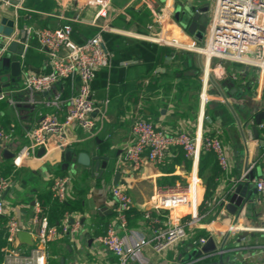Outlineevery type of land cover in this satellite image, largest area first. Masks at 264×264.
Listing matches in <instances>:
<instances>
[{
	"label": "crops",
	"instance_id": "1",
	"mask_svg": "<svg viewBox=\"0 0 264 264\" xmlns=\"http://www.w3.org/2000/svg\"><path fill=\"white\" fill-rule=\"evenodd\" d=\"M152 3L153 6L147 0H112L108 17L99 19L94 25L98 7L89 4L87 0H21L13 4L0 2V22L6 17L15 23L14 38L3 39L0 53L5 45L8 47L14 40L26 45L25 54L20 58L22 76L15 84L3 89L1 93L5 94V99L0 100L8 103L7 109L0 115V125L4 128L5 122L11 120L14 126L9 131L4 128L10 137L0 148V166L9 165L14 168L7 179L9 188L1 194L5 205L3 216L8 219L17 218L20 229L31 233L33 246L21 243L18 236L14 244L24 257H30L37 245L40 230L37 221L40 210L38 197L51 189L53 180L61 177L63 171L66 172L64 177L72 179L70 199H76L84 193L81 196L84 209L70 216L72 221L80 223L76 234L63 235L47 245L45 250L48 264H118L115 255L96 241L105 235L107 225L115 220V202L111 194L113 186L126 190L132 199L130 209L144 214L153 211L160 191L186 193L192 178L197 176L200 179L196 197L199 211L206 189L205 182L199 176V160L194 161L186 156L185 159L177 158L174 149L166 154L165 162L158 166L145 159L140 168H135L125 159L124 153L133 137V121L147 118L172 133L185 131L192 136L219 135L226 148L230 167L228 171H223L212 196L205 201L210 207L222 204L217 215L207 217L206 213L199 212L204 217L195 226L187 227V238L159 253L152 246L145 245L138 259L130 264H185L201 249L199 239L203 237L208 240L211 236L219 249L224 247L229 251L242 247L238 250L244 262L264 264V233L248 232L249 235L242 239V243L236 245L239 236L245 232H228L230 226L240 223L243 227L264 226V199L256 192L253 183V179L264 170V129L259 125H251L255 116L264 112V81L260 79L255 67L219 59L218 63H213L194 51H188L192 53L189 65L186 61L173 62L172 57L168 56L170 59L166 57L164 66L156 69L159 74L156 81H144L141 89L132 88L133 82L129 83V87L126 86V92H122L118 84L101 90L93 89L99 108L92 114L95 120L92 133L76 126L69 127L66 133L68 144L60 147L52 139L45 153L41 154L39 148L22 165L13 164V158L30 142L28 132L42 117L58 113L60 119H63V109L48 107L46 103L58 93L66 98L72 92L70 85L67 86L64 81L50 92L30 96L26 90L27 74H45L50 71V66L48 53L36 37L32 36L27 43L20 39L21 36L25 38V28H40L38 21H32L31 16L25 13L36 15L37 19L47 23V28L54 29L72 23L76 29H100L132 41L152 42L148 39L150 35H160V41L167 44L180 45L187 42L190 35L187 29L191 26V16L195 12L193 7L202 4L192 5L190 16L180 17L176 14L175 5L168 6L167 0H152ZM145 9L150 11L151 16L144 23L133 19V13ZM165 17L178 29L168 30L163 21ZM72 38L76 43L89 40L81 35L78 37L80 41L74 35ZM187 66L191 69L184 72L185 77L195 75V70L199 69V86L183 79L182 71ZM205 97L208 98L207 102ZM103 102H106L105 106ZM222 104L225 110L221 108ZM70 148L74 149L75 155L68 162L66 150ZM107 150L109 154L105 152ZM79 153H86L105 162V172L101 175L79 164ZM117 173L120 176L116 179ZM246 173L247 176L240 179ZM236 183L241 186L249 184L251 192L253 204L247 209L244 219L239 217L240 210L232 215L225 208L228 199L224 197ZM190 211V207L179 210L177 220L184 223ZM130 216L133 219L135 213ZM203 232L207 234L202 236ZM118 234L130 245L141 238H149L150 229L143 215L132 223L128 219L127 228L119 229ZM221 254L216 252L207 262L216 263ZM223 257L227 259L226 255ZM229 261L239 264L234 256L229 257Z\"/></svg>",
	"mask_w": 264,
	"mask_h": 264
},
{
	"label": "built area",
	"instance_id": "2",
	"mask_svg": "<svg viewBox=\"0 0 264 264\" xmlns=\"http://www.w3.org/2000/svg\"><path fill=\"white\" fill-rule=\"evenodd\" d=\"M13 4L21 0H0ZM89 4L98 7L94 18V25L102 18H107L112 0H87ZM210 5L193 7L195 12L206 15L205 38L197 41L194 36L188 35L187 42L174 44L160 41V35H150L148 39L154 43L168 45L169 47L194 51L204 55L209 60L219 59L243 63L258 69L259 77L264 81V0H210ZM208 8L206 12L202 9ZM194 12V13H195ZM73 29L70 25L58 28H25V42L36 37L42 48L48 53L50 71L45 74L28 73L25 78V87L30 96L54 90L60 82H68L71 87V96L64 98L61 93L54 95L46 103L48 107L63 109L61 120L58 113L49 114L28 132L29 144L23 146L21 151L13 158L15 166L22 165L23 161L39 148H47L54 139L60 147L67 143L66 133L69 127L76 126L88 133L95 128L92 114L99 108L94 98L92 83L97 72L109 69L112 65V54L108 51L100 31L97 35L83 43H76L72 38ZM14 38V37H12ZM11 39V38H9ZM26 46V45H25ZM7 46L1 50L0 59L7 53ZM5 94L0 93V100ZM206 102L208 98L204 99ZM103 105L106 102L102 103ZM105 106V105H104ZM259 127L264 129V122ZM132 141L127 147L124 157L133 167L140 168L146 159L154 165H161L166 160V154L171 150L182 149L185 156L198 161L201 150L213 152L221 169L228 171L230 164L226 148L219 135H196L181 131L172 133L146 119H136L132 123ZM10 135L0 125V148L9 139ZM264 157V151H263ZM247 173L240 177L244 179ZM71 178L57 177L51 185L52 198L60 203L70 199ZM256 192L264 199V170L253 179ZM199 177L192 178L186 193L174 190H164L158 193L153 211H146L144 219L150 229L149 238H141L133 244H126L119 236V229L128 226V211L132 199L126 190L118 186L112 187V197L115 202V220L107 225L104 236L96 241L105 246L118 260V264H130L141 255L142 248L150 245L156 252H163L172 244L187 238V227H192L204 217L198 211L197 188ZM9 188V181L0 178V216L5 214L2 192ZM190 207L188 219L182 223L177 220V212ZM40 212V210H39ZM153 212V213H152ZM164 215V219H162ZM71 215H65L57 226L50 227L47 218H43L37 234V245L30 257H24L20 249L15 247L17 234L21 230L17 218L11 217L7 222L10 247L7 249L3 264H48L46 247L50 242L63 235H74L80 229L78 221H72ZM241 224V223H240ZM232 225L228 232H262L264 226L259 228ZM213 237V236H211ZM207 238H200L198 244L203 245ZM242 248L238 247L237 249ZM244 248V247H243ZM240 250V249H239ZM226 249L218 248L217 252L224 253ZM108 264V263H102Z\"/></svg>",
	"mask_w": 264,
	"mask_h": 264
},
{
	"label": "trees",
	"instance_id": "3",
	"mask_svg": "<svg viewBox=\"0 0 264 264\" xmlns=\"http://www.w3.org/2000/svg\"><path fill=\"white\" fill-rule=\"evenodd\" d=\"M24 14V12H21ZM30 15L32 21H38L40 28L46 27L47 23L37 19L36 15L30 13H25ZM148 9L140 11L139 13H133L132 17L134 20L145 22L151 15ZM72 27L75 38L80 35L85 38H93L100 32V29L95 28H75L76 25L69 23ZM75 28V30H74ZM105 45L108 51L112 54V65L109 69H102L97 72L96 78L92 83V88L94 89H105L106 86L112 87L113 85H119L122 92H126L128 88L126 86L132 83L131 87L134 89L143 88L144 81L155 82L157 76L156 69L164 66L166 57H172V61H186L189 65V60L192 59V53L186 51H180L176 48L159 45L149 41H132L123 38L118 35H114L108 32H101ZM79 39V38H78ZM80 41V39L78 40ZM83 43V42H79ZM128 63V64H125ZM191 67L187 66V69L182 71L183 79L193 82L196 86H199V69L195 70V75L186 76L184 72L190 70ZM129 81V82H128ZM126 83V84H125ZM67 82V86H68ZM129 87V86H128ZM139 93V91L137 92ZM8 107L6 101H0V115ZM5 129L8 131L14 128L11 120L5 122ZM3 128V129H4ZM76 151V149H75ZM105 152H108L105 151ZM174 153L177 158H186L185 152L182 149H175ZM109 154V152H108ZM13 166H0V177L8 179L12 173ZM111 171V170H110ZM199 176L204 180L206 184L204 202L200 206V213H206L207 217L210 215H217L220 211L222 204L208 206L205 201L209 200L214 192L217 181L223 176V170L221 169L217 157L213 152L201 150L199 159ZM65 171L62 172L61 177H64ZM84 194V193H82ZM82 194L76 199H68L67 201L60 203L52 198L51 190L43 192L39 195L40 202V212L37 215L38 226H40L43 218H47L48 225L50 227L57 226L60 221L65 217V215H71L72 213H78L83 211V198ZM228 194L224 197L228 199ZM135 213L133 219L130 214ZM129 222L132 223L134 219L142 218L144 214L137 213L133 209H130L127 213ZM164 219V217H162ZM209 220V218H207ZM8 218L0 216V264L3 263L7 249L10 247V243L7 241L8 230H7ZM207 233L203 232L201 235L205 236Z\"/></svg>",
	"mask_w": 264,
	"mask_h": 264
},
{
	"label": "water",
	"instance_id": "4",
	"mask_svg": "<svg viewBox=\"0 0 264 264\" xmlns=\"http://www.w3.org/2000/svg\"><path fill=\"white\" fill-rule=\"evenodd\" d=\"M208 8L202 9V12H206ZM191 26L188 27L187 32L191 36H194L198 41H202L201 38L198 37V32H205V24H206V15L201 14L200 12H195L191 16ZM15 33V23L9 18L4 17L0 22V43L3 39H9L14 36ZM21 40L24 39L21 36ZM8 53L4 55L0 59V93L3 89L8 88L11 84H15L16 81L22 76V62L21 57L25 54L26 46L24 43H20L18 41H12L7 47ZM11 53V54H10ZM170 57H167L169 60ZM264 120V112H261L255 116L253 121H251V125L258 126ZM67 161L69 162L72 159V156L75 155L74 149L70 148L66 150ZM40 153H45V148L40 149ZM77 158V162L81 165L91 168L92 172H100L102 175L105 171V162H100L97 157H91L86 153H79ZM102 169L100 170V168ZM120 176L119 173L116 174V179ZM251 192H249V184L241 186L236 183L233 184L228 193V203L226 205V210L235 215L239 210L240 219H244L246 211L250 206H252L253 201L250 199ZM249 235L248 232H245L239 236L237 239L236 245L241 244L242 239L246 238ZM18 239L21 243L27 244L29 246H33V238L31 233L20 230L17 234ZM217 243L213 237L208 238L205 244L202 245L198 254L193 257L189 262L185 264H237L238 262L229 261V257L234 256L240 263L250 264L249 262H244V258L239 254V250L231 249L226 251L220 255V260L216 263L207 262L217 252ZM210 255V256H209ZM227 256V259H224L223 256Z\"/></svg>",
	"mask_w": 264,
	"mask_h": 264
},
{
	"label": "rangeland",
	"instance_id": "5",
	"mask_svg": "<svg viewBox=\"0 0 264 264\" xmlns=\"http://www.w3.org/2000/svg\"><path fill=\"white\" fill-rule=\"evenodd\" d=\"M151 6H153L154 4L152 3V0H147ZM169 3V4H168ZM201 3L202 5L203 4H208L211 6V8L214 6L213 5V2L210 1V0H167V4L168 6H171L172 4L175 5V8L177 9V12L176 14L179 15L180 17L184 16V15H189V11L191 12V7L192 5L193 6H196L197 4ZM190 7L189 9H187L186 7ZM186 8L184 10H181L180 8ZM198 37L201 38L202 40H204L205 38V35L203 32H198ZM178 49V48H177ZM180 51H183L181 49H178ZM186 51V50H185ZM188 52V51H186ZM190 53V52H189ZM208 59V58H207ZM213 61V63H218L217 59H211V62ZM214 106H217V105H214ZM221 108H224V110L226 109V107L224 106V104H222V107ZM204 182V180H203ZM258 227V226H257Z\"/></svg>",
	"mask_w": 264,
	"mask_h": 264
},
{
	"label": "bare ground",
	"instance_id": "6",
	"mask_svg": "<svg viewBox=\"0 0 264 264\" xmlns=\"http://www.w3.org/2000/svg\"><path fill=\"white\" fill-rule=\"evenodd\" d=\"M163 21L166 22V28L168 30L178 29V27L175 24L171 23V21H169L167 17H165Z\"/></svg>",
	"mask_w": 264,
	"mask_h": 264
}]
</instances>
